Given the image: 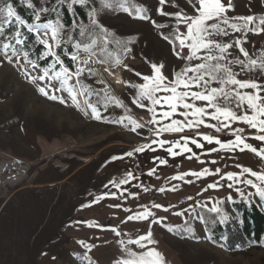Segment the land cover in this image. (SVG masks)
Returning <instances> with one entry per match:
<instances>
[{
    "label": "rangeland",
    "instance_id": "374dc122",
    "mask_svg": "<svg viewBox=\"0 0 264 264\" xmlns=\"http://www.w3.org/2000/svg\"><path fill=\"white\" fill-rule=\"evenodd\" d=\"M21 1L27 6L30 2L35 10L42 7L51 9L56 5V0ZM133 5L146 7L153 20L167 27L158 29L150 22L135 19L122 10L100 13L101 24L117 38L130 41V51L121 54L123 81L142 83L134 72L150 75L149 61L163 63V72L171 79L173 70H179L183 62L175 56L172 46L160 33L171 32L175 24L174 18L158 14L159 0H130L126 6L132 8L134 13ZM175 5L193 14L187 0H167L163 6L164 11L174 13L178 10ZM92 6L99 7V0H91L85 6V22L78 18L74 10H68L72 22L76 20L87 24L88 12ZM61 8L68 9L67 4L57 7L60 19ZM40 15L41 18L53 21L57 17L54 12H41ZM228 15H264V1L236 0L234 10L229 11ZM17 27L13 22L5 28L11 33L0 38V45L5 42L15 44L13 37ZM70 27L66 26L65 38ZM181 31H184L183 27ZM71 35L73 42L84 39L79 35L78 28L72 30ZM237 35L240 34H233L226 39L232 40ZM68 44L72 47V54L75 49L72 43ZM243 46L255 58L264 50V33H248ZM16 47L20 49L18 45ZM110 50L115 51V45H110ZM230 51L234 56L240 55L235 48ZM20 57L23 59L22 55ZM98 58L99 54L97 61ZM19 59L13 57L9 62L0 50V161L16 159L29 165L26 179L8 191L6 200L0 199V264H41L47 256L54 257L56 264H88L83 259V254L67 247L64 229L67 222L75 217L82 202L102 195L109 184L116 188L120 180L127 176V171H102L103 165L114 157L133 160L135 152L132 156L126 153L132 152L145 140V129L141 126L133 131L131 122L125 118L127 111L133 110V115L142 120L146 117L150 119L152 114L147 108L132 103L135 95L133 88L123 83L120 92L114 91L97 74H89L87 70L79 79L82 84L89 86L93 94L78 96L79 108L72 104L66 91L63 92L67 95V103L49 99L39 92L37 82L33 83L25 74V68L30 72L31 67L24 59L23 62ZM105 64L111 65L110 62ZM124 64L128 65L127 69L123 67ZM75 71L74 69L72 72ZM234 71L239 72V66H234ZM238 78H253L264 83V76L259 71L241 73ZM53 82L59 87V82ZM69 83L74 84L75 78ZM76 87L79 89L80 85ZM105 90L110 96L122 101L124 107L105 101ZM86 99L97 107L100 119L92 116L91 109L85 104ZM144 103L147 104V101ZM121 120L122 122H118ZM129 172L133 175L132 171ZM112 181L115 183H111ZM140 184L142 187H139ZM146 187L140 182L130 188L142 190ZM223 203L229 219L222 224L240 230L239 214L231 208L228 198ZM255 204L264 213V199L260 198ZM194 214L189 225L184 226L187 219L180 224L191 227L192 231H184L182 228L173 231L165 227V231L161 233L168 243L164 244L167 262L175 256L177 264H264V237L259 244L247 243L245 249L229 252L209 240L200 219L196 218L197 212Z\"/></svg>",
    "mask_w": 264,
    "mask_h": 264
},
{
    "label": "snow or ice",
    "instance_id": "6c2138e0",
    "mask_svg": "<svg viewBox=\"0 0 264 264\" xmlns=\"http://www.w3.org/2000/svg\"><path fill=\"white\" fill-rule=\"evenodd\" d=\"M90 2L91 0H56V5L53 8L42 7L38 10H35L34 5L29 2L28 6L34 8L35 20L34 23H29L17 14L11 2L0 0V34L13 22L18 26L13 37L15 44L5 42L0 45V50L4 52L9 62L12 61L13 57L19 59L22 55L24 61L33 70H40L41 65L37 60L29 58L28 51L16 47V45L24 44V40L21 39L20 26L26 27L29 32L35 33L37 41L46 49L39 59L42 60L44 57L50 56L54 58V62L44 67L42 72L38 71L35 76L31 75L28 68H25V74L33 83L46 81V86H39L38 90L49 99L66 103L63 96L55 94L56 92L66 91L72 104L77 108L80 107L78 96H91L93 94L88 85L81 83L80 76L85 70L89 74H96L91 67L86 69L80 65L87 66L90 62L101 64L110 62L113 65H120L122 64L121 54L130 51L128 48L130 41L117 38L114 33L101 24L99 20L100 13H104L106 10H122L133 15L135 19L150 22L158 29L167 27L153 20L148 14V9L144 6L133 5L135 9L133 13L132 8L126 6L130 3V0H99V7L92 6L88 12V23L83 24L73 20L71 27L68 29L69 34L65 38L66 26L60 19L57 7L67 4L68 10L73 11L74 5L86 6ZM187 2L192 8L193 14L181 9L179 5H175L178 10L174 13H166L163 6L167 3V0H159L160 7L157 9L159 15L171 16L175 20L171 32L168 34L161 32L160 35L172 46L173 53L183 62V66L179 70H173L172 78L169 79L163 72V63L157 64L149 61L150 75L134 72L143 81L142 83L123 81L125 85L135 90L132 103L138 107L147 108L148 112L152 114L149 120L151 124H160L161 121L170 120V123L161 124V127L156 130V136H160L162 132L182 133L186 128L198 129L201 125L222 131L230 129L232 123L242 122L248 128L255 130V134L251 138L259 141L261 146L247 142L248 137L242 135L245 131L244 128L233 129L234 139L226 142L213 135L199 132H197V135H203V140L209 144L219 145L220 149L229 151L239 149L241 152L247 150L264 160V83L253 78H238L241 73L255 71H259L261 76H264V50H261L260 54L253 58L243 46L248 33H264V15L230 17L228 15L229 11L234 10L233 0H187ZM41 12H54L57 13V17L55 21L48 19L46 22L41 23ZM182 27L184 31H181ZM76 28L79 29V35L84 39L73 42L71 32ZM236 33L240 35L235 36L232 40L226 39ZM85 40L88 42H85ZM68 43H72L75 49L71 55V59L78 62L75 72L70 71L64 65L56 51V49ZM110 45H115V51L110 50ZM233 48L237 49L240 55L234 56L230 51ZM81 51L86 54L84 58H81ZM185 51L187 52L186 55L184 54ZM98 54L100 59L97 61ZM57 65H60L59 70H56ZM234 66H239V72L234 71ZM123 67L127 69L128 65L124 64ZM105 70L107 71V69ZM73 78H75V83L70 84L69 82ZM52 81L59 82V87L55 88L50 94L47 88H52ZM213 84L218 86L213 87ZM76 85H80L79 89ZM95 94L99 95V93ZM104 100L112 101L117 106L124 107L123 102L114 96H110L107 90H105ZM145 101H147V104L144 103ZM197 102L202 103L197 104ZM85 104L91 109L92 116L95 119L101 118L94 104L88 99L85 100ZM175 115H179L183 119H174ZM206 117L217 123H207ZM125 118L131 122L133 131L141 127L131 116ZM118 122H122V120ZM181 139L184 140L183 144L179 140L174 142L159 140L154 141V143H158L160 147H164L166 143H171L173 146L168 147L167 152L172 156L191 153L192 149L188 146L189 140L196 147L203 148V144L196 139L190 137H181ZM150 147L149 144L141 145L132 152L126 153V155L132 156L133 152H143ZM173 147L179 148L181 152L174 151ZM209 151L214 152L217 149L212 148ZM192 155H195V153H192ZM156 159L159 160L160 164H167L165 159L159 157ZM189 159H191V156ZM237 167L241 169L240 172L226 173L227 179L232 181L228 184V187L233 188L235 185L244 184L255 189V194L264 199V170L255 171L243 165H237ZM154 171L155 169H152L150 173ZM215 173H220V169H216ZM209 174H212L210 170L204 168L198 172L190 171L178 174L173 179H183L186 175L203 177ZM245 174L254 179L246 178ZM131 176L132 174L128 173L124 179L120 180L119 184H126ZM241 177L245 178L241 179ZM111 183H115V181ZM119 184L116 186L119 187ZM221 186L219 183L208 185L209 188ZM173 190L175 189L173 188ZM159 191L163 192L165 189L160 188ZM235 191L240 194L241 198L247 199L242 188L235 187ZM248 195L252 194L249 193ZM102 198L97 197V201L94 202H98ZM188 199L192 198L189 197ZM228 199H231V196ZM222 203V201L217 200L211 207L207 203H201L199 207L207 213L215 214L220 223H225L228 221L229 215L221 207ZM116 207H119V205H116ZM153 207L156 209L164 208L161 204H154ZM142 209V211L134 212L127 219L129 221H147L150 225L163 224L167 219L166 217H156L155 213L147 206H142ZM164 211H168V209L164 208ZM184 211L195 212L196 209L194 206L189 205V209ZM184 211L176 212L174 215L183 216ZM197 218L201 221L206 219L204 215H198ZM215 222L216 220L213 219L212 223ZM185 224H187V221H185ZM165 226L173 231L177 228L192 231L191 227ZM112 230L116 232L117 236L120 235L117 229L113 228ZM80 243L84 244L83 241ZM119 243L125 255L114 261V264H165L163 254L153 246L156 241L153 239L151 227L145 234L139 235L135 239L129 238L127 242L120 240ZM128 245H136L141 251H134ZM84 246L89 250L91 249L90 245ZM83 259L88 261V264H93L87 254L83 256Z\"/></svg>",
    "mask_w": 264,
    "mask_h": 264
},
{
    "label": "crops",
    "instance_id": "0c3cea01",
    "mask_svg": "<svg viewBox=\"0 0 264 264\" xmlns=\"http://www.w3.org/2000/svg\"><path fill=\"white\" fill-rule=\"evenodd\" d=\"M235 2L236 0H233V4ZM201 103L197 102V104ZM127 112V116L134 118L146 131L144 134L145 140L139 146L149 144L151 147L143 152H135L133 160L121 157L110 160L103 165L102 171H127L128 173L132 171L133 175L128 178L126 184L119 185V187L114 188L113 184L107 185L104 193L98 196L103 197L102 199L94 202L97 201V197H91L87 199V203L84 206L76 210L74 220L68 223L64 229L66 244L71 251H76L83 255L87 254L94 264H114V261L121 259L125 255L119 241L124 240L127 242L129 238L135 239L137 236L145 234L151 227L153 239L156 241L153 246L164 256L167 253L164 244L168 243L163 239L161 233L165 231V225L182 224L191 213V211H184L189 209V205L194 206L196 209L200 208L199 204L207 203L211 207L215 201L220 200L223 202L229 196L234 199L240 198L241 196L235 191V187L242 188L246 196L251 193L252 195L250 196L256 203L259 201L260 197L255 194V189L250 186L239 184L229 188L228 184L232 183V181L227 179L226 173L240 172L241 169L237 165H243L255 171L264 170V160L247 150L241 152L239 149L232 151L220 149L219 145L215 143L209 144L203 140V135H197V132L213 135L226 142L234 139L233 129L244 128L245 131L242 135L248 137L247 142L261 146L259 141L251 138L255 134L254 129L248 128L242 122H235L232 123L230 129L222 131L201 125L198 129L186 128L182 133L162 132L160 136H156V130L161 127V124L170 123V120L161 121L160 124H151L149 123L151 118L148 119L146 117L142 120L133 115V110H128ZM173 118L183 119L179 115H175ZM205 119L209 124L217 123L210 118L206 117ZM181 137L196 139L203 144V148L196 147L189 140L188 146L192 149L191 153H181L172 156L167 152V148L173 146L171 143H166L164 147L154 143V141L159 140L169 142L179 140L183 144L184 140ZM212 148H216L217 151H209ZM173 150L178 153L181 152L176 147H173ZM192 153H195V155H192ZM190 156L191 159H189ZM157 157L167 160V164H160L159 160L156 159ZM204 168H208L212 174L203 177L186 175L183 179H173L178 174L190 171L198 172ZM152 169H155V171L150 173ZM216 169H220V173H215ZM245 177L252 178L247 174H245ZM245 177H241V179ZM140 182L147 187L142 190L130 188ZM212 183H219L222 186L209 188L208 185ZM160 188H164L165 191H159ZM205 189L207 190L205 191ZM189 197L192 199H188ZM154 204H161L168 211H164V208L156 209L153 207ZM116 205H119V207H116ZM142 206L150 208L156 217H166L167 219L163 224L151 225L147 221H129L127 219L128 216L134 212L142 211ZM180 211H184L183 216L174 215V213ZM196 221L198 224V219ZM113 228L119 231V236L112 230ZM81 241L84 244H81ZM84 245H90L91 249L89 250ZM128 246L134 251H141L136 245ZM172 260L167 262L165 259V264L178 263L175 256H172ZM41 264H56V259L52 256H47L43 258Z\"/></svg>",
    "mask_w": 264,
    "mask_h": 264
},
{
    "label": "trees",
    "instance_id": "16d2710c",
    "mask_svg": "<svg viewBox=\"0 0 264 264\" xmlns=\"http://www.w3.org/2000/svg\"><path fill=\"white\" fill-rule=\"evenodd\" d=\"M11 2L13 7L15 8L18 15L21 16L22 19H25L29 23H34V10L23 3L21 0H8ZM74 11L77 14L78 18L85 22L87 20V13L85 6H74ZM61 19L65 26L70 27L72 25L71 15L68 9L61 8ZM47 18H41V23L47 21ZM21 31V39L24 40V44L18 45L20 49L29 52V58L31 60H37L41 65V68L47 67L49 64L54 62V58L47 56L44 59H39V57L43 56V53L46 51L45 47L40 44L36 36L26 30L24 27H20ZM10 30L6 29L2 34H0V38L10 35ZM57 53L60 55L61 60L64 65L68 67L71 71H74V63L68 57V54L72 52L71 45H62L60 48L56 49ZM100 59V58H98ZM108 63V62H107ZM60 65H57L56 68H59ZM247 199L238 198V199H228L230 201L231 208L234 209L240 216L241 226L240 230L234 229L231 225H223L219 222L218 218H216L215 214L207 213L205 210L201 208H196V212L198 215H204L206 219L201 221L205 232L209 240L229 251L233 252L235 250H243L247 246V243H255L259 244L264 237V213L259 209V207L252 200L251 196H246ZM87 203L85 200L79 206H84ZM222 208L224 207V203H222ZM195 216L194 212L190 214L187 219V226L191 223L193 217ZM215 219L216 222L212 223V220ZM74 220V217L71 218L67 223H70ZM63 230H61L62 232ZM185 235V234H184Z\"/></svg>",
    "mask_w": 264,
    "mask_h": 264
},
{
    "label": "built area",
    "instance_id": "2783aa9c",
    "mask_svg": "<svg viewBox=\"0 0 264 264\" xmlns=\"http://www.w3.org/2000/svg\"><path fill=\"white\" fill-rule=\"evenodd\" d=\"M71 55L72 54L69 55L70 59ZM80 55L81 58H84L86 54L82 52ZM73 63L74 69L76 70L78 62L73 61ZM80 66L86 69L88 67L94 69L97 76H99L110 88H112L111 86L114 83H118L120 86L123 85L124 70L120 65L90 62L87 66ZM105 69H107V71ZM28 171L29 165L22 161L16 159L0 161V199L6 200L8 198V191L23 182L27 177ZM139 187H142V185L140 184Z\"/></svg>",
    "mask_w": 264,
    "mask_h": 264
},
{
    "label": "bare ground",
    "instance_id": "6f19581e",
    "mask_svg": "<svg viewBox=\"0 0 264 264\" xmlns=\"http://www.w3.org/2000/svg\"><path fill=\"white\" fill-rule=\"evenodd\" d=\"M35 34V33H34ZM20 59V61L21 62H23V59L21 58V57H19ZM42 69L43 68H41L40 70H33L32 68H31V74L33 75V76H35V75H37L38 74V71H41L42 72ZM37 84L39 85V86H46V81H37ZM123 85H119L118 83H114L111 87H112V89L114 90V91H117V92H120V90L123 88L122 87ZM55 88H58L57 86H56V84L52 81V88H47V90L49 91V93L50 94H52V92H53V90L55 89ZM57 96H63L64 97V100L66 101V103H67V95L63 92V91H61V92H56L55 93ZM68 103H69V101H68Z\"/></svg>",
    "mask_w": 264,
    "mask_h": 264
},
{
    "label": "water",
    "instance_id": "95a60500",
    "mask_svg": "<svg viewBox=\"0 0 264 264\" xmlns=\"http://www.w3.org/2000/svg\"><path fill=\"white\" fill-rule=\"evenodd\" d=\"M34 34V33H33Z\"/></svg>",
    "mask_w": 264,
    "mask_h": 264
}]
</instances>
